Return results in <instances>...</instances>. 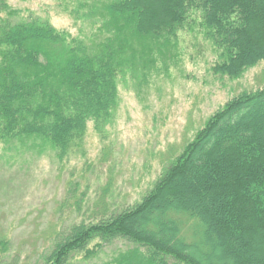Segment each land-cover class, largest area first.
Here are the masks:
<instances>
[{
    "label": "trees",
    "instance_id": "obj_1",
    "mask_svg": "<svg viewBox=\"0 0 264 264\" xmlns=\"http://www.w3.org/2000/svg\"><path fill=\"white\" fill-rule=\"evenodd\" d=\"M102 41L49 20H16L0 0V142L63 161L113 119L119 74L165 47L201 12L220 50L214 74L241 77L264 59V0H111ZM152 58L149 63L153 62ZM56 232L40 264H264V87L229 100L133 205ZM8 239L0 238V254Z\"/></svg>",
    "mask_w": 264,
    "mask_h": 264
},
{
    "label": "rangeland",
    "instance_id": "obj_2",
    "mask_svg": "<svg viewBox=\"0 0 264 264\" xmlns=\"http://www.w3.org/2000/svg\"><path fill=\"white\" fill-rule=\"evenodd\" d=\"M110 1L8 0L16 20H49L89 43L111 34L103 28ZM201 24V12H193L163 53L157 49L123 70L104 134L91 121L83 147L63 161L51 149L20 151L0 142V238L8 239L0 264H40L57 231L140 201L210 116L242 92L264 87V59L238 78L214 74L220 50ZM127 245L116 241L99 257L77 254L70 264H99Z\"/></svg>",
    "mask_w": 264,
    "mask_h": 264
}]
</instances>
